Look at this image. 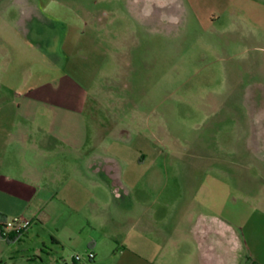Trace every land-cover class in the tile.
Returning <instances> with one entry per match:
<instances>
[{
  "label": "rangeland",
  "instance_id": "374dc122",
  "mask_svg": "<svg viewBox=\"0 0 264 264\" xmlns=\"http://www.w3.org/2000/svg\"><path fill=\"white\" fill-rule=\"evenodd\" d=\"M0 129L58 131L38 163L89 176L10 252H104L147 195L156 218L227 217L264 264V0H0Z\"/></svg>",
  "mask_w": 264,
  "mask_h": 264
},
{
  "label": "crops",
  "instance_id": "0c3cea01",
  "mask_svg": "<svg viewBox=\"0 0 264 264\" xmlns=\"http://www.w3.org/2000/svg\"><path fill=\"white\" fill-rule=\"evenodd\" d=\"M33 27L32 23L29 28ZM30 132L38 134L39 139L33 141L37 137L31 138ZM43 134L52 137L54 143L41 144L39 140ZM58 137V131L54 129H0V212L6 218L23 216L30 220V225L14 242L0 238V264H35V256L15 254L10 252V247L31 245L33 224L50 217L49 210L54 207L50 197L62 190L67 175L73 177L71 182L76 187L87 190L85 183L89 176H84L82 170L64 175L66 168L42 165L36 160L61 146L60 142L70 146L69 138L67 142L66 138ZM92 182L97 189V199L102 201L105 198L103 182L98 178ZM109 192L117 198L113 189ZM133 198L128 207L118 210L132 216L133 220L125 226V231H121L117 244L104 248V252L95 241L91 244L95 253L92 264H253L257 261L227 217L199 209L189 210L185 216L176 206L178 212L169 221V216L156 218V213L151 210L154 199L150 201L146 195L142 209ZM72 203L79 202L72 200ZM168 209L166 207V212Z\"/></svg>",
  "mask_w": 264,
  "mask_h": 264
},
{
  "label": "built area",
  "instance_id": "2783aa9c",
  "mask_svg": "<svg viewBox=\"0 0 264 264\" xmlns=\"http://www.w3.org/2000/svg\"><path fill=\"white\" fill-rule=\"evenodd\" d=\"M30 225V220L23 216H14L12 218H7L4 222V234L10 231H20L25 230ZM95 256L94 251L90 250L87 252L85 257L78 254L74 257L75 264H84L86 260H92Z\"/></svg>",
  "mask_w": 264,
  "mask_h": 264
},
{
  "label": "trees",
  "instance_id": "16d2710c",
  "mask_svg": "<svg viewBox=\"0 0 264 264\" xmlns=\"http://www.w3.org/2000/svg\"><path fill=\"white\" fill-rule=\"evenodd\" d=\"M6 216L0 212V238L5 239L6 242L12 243L15 240H17L26 230H20V231H10L7 234H4V222L6 220Z\"/></svg>",
  "mask_w": 264,
  "mask_h": 264
}]
</instances>
